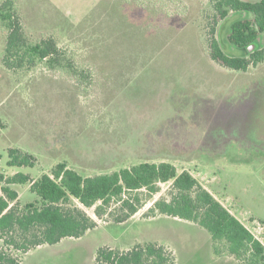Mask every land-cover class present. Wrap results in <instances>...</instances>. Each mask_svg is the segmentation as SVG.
I'll return each instance as SVG.
<instances>
[{"label": "rangeland", "instance_id": "rangeland-1", "mask_svg": "<svg viewBox=\"0 0 264 264\" xmlns=\"http://www.w3.org/2000/svg\"><path fill=\"white\" fill-rule=\"evenodd\" d=\"M13 1L29 37L54 36L76 72L5 67L0 29L3 179L23 172L35 180L60 162L83 176L170 162L264 245V61L242 71L209 58L208 0ZM235 17L217 25L222 46ZM11 147L33 155L32 166H9ZM10 187L19 207L35 199L28 184ZM170 189V182L160 183L123 222H115L116 204L98 218L94 207L72 200L97 222L94 229L27 253L8 252L21 264H92L99 247L127 251L153 241L163 245L169 264H243L215 254L195 223L146 215Z\"/></svg>", "mask_w": 264, "mask_h": 264}, {"label": "trees", "instance_id": "trees-1", "mask_svg": "<svg viewBox=\"0 0 264 264\" xmlns=\"http://www.w3.org/2000/svg\"><path fill=\"white\" fill-rule=\"evenodd\" d=\"M213 23L208 28L207 55L225 68L246 71L264 61V0H208ZM236 15L226 35L228 45L220 44L217 25ZM0 29L5 32L3 64L11 69H29L43 64L48 69L74 73L70 55L52 35L32 39L21 22L13 0L0 3ZM254 45L252 51L248 48ZM74 70V71H73ZM76 72V71H75ZM83 75V74H82ZM9 166H32L33 155L9 148ZM0 264H21L8 252L14 248L27 253L40 245H54L64 238H79L97 226V222L78 205L94 207L98 218L111 204L121 210L115 222L126 221L158 192L160 183H171L168 198L153 201L146 215H163L195 223L210 237L215 254L231 255L243 264H264V245L233 214L207 191L188 171L178 172L166 161L139 162L119 170L83 176L56 164L50 173L37 179L16 172L0 182ZM12 184H28L35 199L18 206V194ZM5 247V248H4ZM163 245L137 243L127 251L99 247L92 264H169Z\"/></svg>", "mask_w": 264, "mask_h": 264}, {"label": "water", "instance_id": "water-1", "mask_svg": "<svg viewBox=\"0 0 264 264\" xmlns=\"http://www.w3.org/2000/svg\"><path fill=\"white\" fill-rule=\"evenodd\" d=\"M254 49V45H251L249 48H248V51H252Z\"/></svg>", "mask_w": 264, "mask_h": 264}]
</instances>
